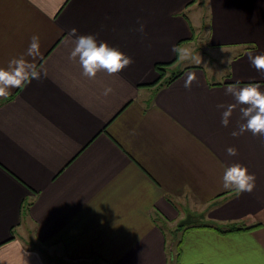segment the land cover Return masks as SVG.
Listing matches in <instances>:
<instances>
[{
	"label": "crops",
	"instance_id": "crops-1",
	"mask_svg": "<svg viewBox=\"0 0 264 264\" xmlns=\"http://www.w3.org/2000/svg\"><path fill=\"white\" fill-rule=\"evenodd\" d=\"M72 29L134 63L88 79ZM203 44L209 65L184 63ZM249 52L264 54V0H0V68L23 56L41 73L0 97V264H167L187 216L177 264H264V136L232 135L244 106L225 94L264 91ZM169 62L179 75L152 85ZM236 163L251 193L223 188Z\"/></svg>",
	"mask_w": 264,
	"mask_h": 264
},
{
	"label": "clouds",
	"instance_id": "clouds-1",
	"mask_svg": "<svg viewBox=\"0 0 264 264\" xmlns=\"http://www.w3.org/2000/svg\"><path fill=\"white\" fill-rule=\"evenodd\" d=\"M143 31V25L140 27ZM77 30L72 29L75 46L70 52L69 59L76 60L83 69L82 75L88 79H95L100 71H106L109 75L122 72L129 67L134 60L119 49L110 46L107 42H98L95 35H77ZM26 55L37 58L40 55L39 37L33 35L27 49ZM249 62L258 72L264 73V54L247 53ZM46 75V72L44 73ZM41 73L37 71L32 63L25 61L24 57L13 58L9 61L8 67L0 68V97H7L10 91L30 82L31 79H40ZM196 79L195 74H189L184 82L186 88H190ZM112 89L105 88L104 95L107 96ZM225 94L232 95L240 108L241 118L246 120L239 126L238 131H233V136L250 131L254 136H264V91L258 82L249 83L245 87L237 88L229 86L225 89ZM223 108L224 105H218ZM234 110L233 105H228L222 112L221 124L225 127L229 124V118ZM229 156H236L238 150L235 147L227 149ZM256 185V176L250 173L246 166L239 163L233 164L225 169L223 175V188H235L240 193H251Z\"/></svg>",
	"mask_w": 264,
	"mask_h": 264
},
{
	"label": "rangeland",
	"instance_id": "rangeland-1",
	"mask_svg": "<svg viewBox=\"0 0 264 264\" xmlns=\"http://www.w3.org/2000/svg\"><path fill=\"white\" fill-rule=\"evenodd\" d=\"M193 6H194L193 9L195 10L196 14L198 12L202 13L204 11L202 5H200V4L196 3V4H193ZM199 30L197 29L196 35H198ZM192 51H193V49L192 50L190 49V52H189L190 58L184 63H186V64H198V65H205V66L209 65V63L211 61H208V59L211 55L207 54V49H206L205 44H203L202 49L197 50L198 51L197 55L194 58H192L194 55ZM220 67L221 66H219V68ZM182 226L177 227L175 225L168 224V227L166 229L165 237H166V244H167L166 245L167 264H177L176 253H178V251H177V245L176 244L178 242L177 240L181 236Z\"/></svg>",
	"mask_w": 264,
	"mask_h": 264
},
{
	"label": "trees",
	"instance_id": "trees-1",
	"mask_svg": "<svg viewBox=\"0 0 264 264\" xmlns=\"http://www.w3.org/2000/svg\"><path fill=\"white\" fill-rule=\"evenodd\" d=\"M170 63H172V62L158 64L156 66L158 77H157L156 81L153 82V84L151 83L152 85H156L157 87H161L167 83H170L171 81H173V79L176 78L177 75H179L180 70H178L177 72H174L170 75H167L168 74V66L170 65ZM183 226H182V228H183ZM240 229L241 228H235V229H229L227 231L229 232V231L240 230ZM242 229H244V228L242 227ZM179 244H180V241H179Z\"/></svg>",
	"mask_w": 264,
	"mask_h": 264
},
{
	"label": "water",
	"instance_id": "water-1",
	"mask_svg": "<svg viewBox=\"0 0 264 264\" xmlns=\"http://www.w3.org/2000/svg\"><path fill=\"white\" fill-rule=\"evenodd\" d=\"M191 222V218L189 216H187L184 220H182L181 222H179V225H185V224H189Z\"/></svg>",
	"mask_w": 264,
	"mask_h": 264
}]
</instances>
